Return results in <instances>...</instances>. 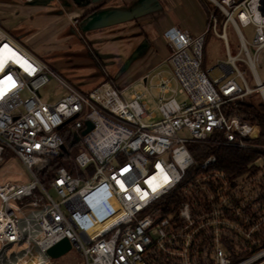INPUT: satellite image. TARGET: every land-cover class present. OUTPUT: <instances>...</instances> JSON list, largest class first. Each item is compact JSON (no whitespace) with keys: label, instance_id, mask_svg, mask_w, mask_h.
I'll use <instances>...</instances> for the list:
<instances>
[{"label":"built area","instance_id":"1","mask_svg":"<svg viewBox=\"0 0 264 264\" xmlns=\"http://www.w3.org/2000/svg\"><path fill=\"white\" fill-rule=\"evenodd\" d=\"M212 1L226 15L222 31L211 14L205 34L194 37L177 26L165 32L172 52V77L181 83L191 103H180L175 96L165 98L175 90L171 79L161 75L155 88L161 93L162 119L152 123L143 120L155 116L148 112L143 93L135 91L126 100L123 90L110 79L85 93L0 28V160L6 151L12 152L32 175L26 183L0 184V264H50L53 261L46 252L63 238L71 241L70 251L76 248L83 254L80 264H160L161 260L201 264L198 232L209 226L207 233L213 238L204 246L202 260L208 255L215 264H239L224 243L223 235L229 229L223 225L239 227L224 217L222 206L234 209L237 216L234 201L243 186L230 188L225 173L201 172L182 187L184 193L206 191L209 210L199 206L201 213L194 216L191 203L184 201L178 208L179 221L155 215L157 203L180 188L196 164L188 143L217 142L244 149L260 146L253 142L260 136L259 124L231 104L254 92L264 102V84L256 68L264 48V0ZM228 23L233 24L240 42L236 55L231 54L227 41ZM251 25L254 36L248 40L242 29ZM210 31L224 39L226 57H218L204 69L203 49ZM182 56L186 60L178 61ZM239 61L248 65L255 87L247 82ZM51 78L66 90L55 102L43 100L40 93ZM86 121L94 127L82 135ZM184 130L187 137L181 135ZM67 134H72L74 142L80 136L91 151V155L79 153L75 160L82 168L92 166L93 172L77 170L75 174L59 167L50 181L52 194L39 173L67 152ZM216 163L210 155L198 166L206 169ZM155 174H159L157 182L150 183ZM207 182L213 184L214 192ZM26 197L33 199L23 203ZM112 217L116 220L111 225L92 231L97 223ZM262 258L264 252L243 264Z\"/></svg>","mask_w":264,"mask_h":264},{"label":"rangeland","instance_id":"2","mask_svg":"<svg viewBox=\"0 0 264 264\" xmlns=\"http://www.w3.org/2000/svg\"><path fill=\"white\" fill-rule=\"evenodd\" d=\"M205 2H208L210 5V15L215 14L217 21H218V30L222 31L223 24L225 21V17L222 15V13L219 10L218 6L213 2L212 0H204ZM239 2V0H237ZM218 8V10H217ZM84 19H76L69 21V26L71 29V32L74 34L67 35L66 37L60 39L58 38L54 46L48 50V52H45L44 55L40 54L41 56H38L40 59L48 62V64L57 70L61 75L65 77V79H68L72 84L77 86L79 89L84 91L85 93H89L91 90H93L96 86H98L100 83L105 81V79H110L115 84V87L117 89H122V95L126 100L131 99V95L135 92H141L144 94V99L149 105V113H154L155 116L151 119L143 118L144 122L152 123L155 121H158L162 119V114L158 108L159 102L158 98L161 96V93L155 88V85L160 78V76H166L169 79H171L172 82V88L175 90V92H170L166 95H164L165 98H172L175 96L177 100L180 103L188 102L191 103V100L182 87L181 83H179L176 78L172 77V66L170 64L169 60H166L165 64L160 66L158 69H156L151 76H149L147 82L145 83L143 80L141 82H131L128 83L126 81H121V76L119 77V72H122L123 69H126V66L129 67H138L140 70H144L147 68L148 65L147 62L149 61L148 53L154 52L153 47L154 44L152 43L151 39H148L146 37V34L143 33L141 30L138 32L139 35L143 36L142 39H136V43L139 42V44H135V39H120V45L122 48L120 50H123L125 47L123 44L127 43L128 47H133L134 50L131 53V55L128 57L127 61L123 62V64L120 62V59L117 58V55H115L116 58H112L111 56L106 57L105 55L101 54L97 51L95 48L96 43L99 44V46H103L108 44L107 41H115L116 38H113V32L109 31L108 28L101 29L99 31L92 32V36H89L86 30H83L80 28L81 25L84 24ZM210 20V19H209ZM84 21V22H83ZM65 25V23H63ZM58 25V24H57ZM243 32L248 40H251L254 36L253 32V26L244 27ZM67 33V30L65 31ZM102 34V35H101ZM226 34H227V41L229 44V48L231 51V54L236 55L240 51V42L238 40L237 34L235 32V29L233 27V24L228 23L226 27ZM12 35V34H11ZM101 35V36H99ZM13 36V35H12ZM112 36V37H111ZM165 36V33H164ZM14 39H16L19 43V38H16L13 36ZM125 40V42H124ZM170 48V47H169ZM205 50H206V56L204 58L203 68L206 69L209 66H211L216 59L219 58H225L226 57V49H225V42L224 39L219 36H217L213 31H210L206 37L205 41ZM250 50L253 51L254 48L250 46ZM30 51V50H29ZM126 51V49H125ZM124 52V51H123ZM241 55H244L242 52ZM135 56V57H134ZM123 58V56H121ZM133 57V58H132ZM131 58V60H130ZM116 59V61H115ZM154 60V59H153ZM142 63H140V62ZM138 63V65H137ZM149 63V62H148ZM135 64V65H134ZM117 67L116 69H111L112 66ZM137 65V66H136ZM146 65V66H145ZM238 67L240 70H242L247 82L250 86L255 87V81L253 78V75L248 67V65L243 62H238ZM260 80L264 84V48L261 50L258 58V62L256 65ZM118 70V71H117ZM158 71H162L161 75L158 74ZM118 73V74H117ZM123 73V72H122ZM121 73V74H122ZM99 78V79H98ZM120 78V79H119ZM125 88V89H124ZM40 93L42 95L43 100L48 102H55L58 99H60L64 94H66V90L54 79L51 78L49 82H47L42 88L40 89ZM187 131H182L181 135L187 137L188 136ZM257 139V138H256ZM254 142V141H253ZM256 145H260L254 142ZM262 149L263 146H256L248 148L247 150H256V149ZM86 152L89 155H91V151L88 149L86 144L82 141L75 143L72 147L67 149V152L65 153V157H61V161L64 164V167H66L70 171H74L76 174L77 170L80 173L84 174H92L93 167L88 166L85 168H82L78 165V163L75 160V157L78 156L79 153ZM123 155L120 156V160H123ZM54 173L50 171V176L52 178L54 177ZM32 179V175L30 174V171L26 166L21 162L20 159H18L12 152L6 151L3 154V159L0 160V184H3L6 181H10L13 183H26ZM260 179V178H255ZM46 184V188L54 194V192L51 189L50 183H44ZM243 192L248 195L247 200H250L252 198H255L257 195L262 194L264 192V189H261L256 183H245L242 185ZM33 199V197H26L24 199V202H27L28 200ZM246 202V200H245ZM245 204V203H244ZM241 213V212H240ZM178 214V210L174 211L173 214L170 215L172 217L173 215ZM241 218H245V222L249 220V217L240 214ZM158 217H163L162 212L158 214ZM264 224V213H261L260 219L256 224H254L250 230H246L244 227L239 226L237 232L238 233H232L229 230H226L225 236L227 238H232L234 240V248L241 253L246 254L249 250L252 249V247L257 244V239L253 238L252 233L259 227L261 224ZM264 252V249L260 250L259 252L255 253V255ZM199 257V254H197ZM203 255V252H202ZM255 256L254 254H252ZM252 255L247 256L243 259H240L238 262L239 264H243L246 259L253 257ZM204 256V255H203ZM211 257V256H210ZM53 262L50 264H80L84 260L83 254L77 250L76 248H73L72 251H70L68 254L63 255L59 258H52ZM204 264H215L208 258V255H206L204 259ZM254 264H264V259H259Z\"/></svg>","mask_w":264,"mask_h":264},{"label":"crops","instance_id":"3","mask_svg":"<svg viewBox=\"0 0 264 264\" xmlns=\"http://www.w3.org/2000/svg\"><path fill=\"white\" fill-rule=\"evenodd\" d=\"M88 1H91L90 4ZM139 7L144 10L139 17L125 22L87 28L86 31L89 36H92V32L105 28L113 32L112 36L116 38L115 41H107L109 43L103 46L96 43L98 46L95 48L106 57L111 56V59L116 58L115 55H117L122 64L127 61L135 45L127 48L128 44L125 43L123 44L125 48L120 50L122 44L120 45L119 40L135 39L137 45L139 42L136 43V39L143 38L138 32L141 30L145 33L154 44V52L148 53L149 63L145 65L147 68L140 70L137 63V67L133 66L129 69L126 66V69L122 70L123 73L119 72L121 81L141 82L148 80L156 69L169 60L172 52L164 36L166 30L177 26L194 37L205 34L209 26L210 12L205 8L203 0H99L97 2H92V0H35L28 3L23 0H0V28L19 38L21 43L14 40L31 53L41 56L40 54L44 55L54 46L58 38L62 39L74 34L71 32L69 21L83 18L86 20L87 16L98 8L128 10ZM113 66L109 67L117 68ZM161 72L158 71V74L161 75Z\"/></svg>","mask_w":264,"mask_h":264},{"label":"trees","instance_id":"4","mask_svg":"<svg viewBox=\"0 0 264 264\" xmlns=\"http://www.w3.org/2000/svg\"><path fill=\"white\" fill-rule=\"evenodd\" d=\"M203 3L205 8L210 11L211 8L208 2H205L203 0ZM218 11L222 13L226 20V15L221 10V8H219ZM205 49L206 48L204 45L203 63L204 58L206 56ZM231 105L233 106V108L239 110L244 116H247L248 118L259 124L261 133L260 136L254 140V142L262 145L263 148L251 151L235 146L230 147L229 145H224L217 142L188 143V149L190 150L196 164H194L187 171V174L183 179L181 187L172 191L157 203L159 209L155 213V215H158L160 214V212H162L163 217H169L174 220V222L179 221L178 214H174L172 217H170V215L173 214L174 211L178 210L179 206H181V203H183L184 201H188L191 203L194 216H197L201 213V211L198 209L199 206H206V209L209 210L212 206L209 204V202H207L208 194L206 191L201 192L200 194H197L194 191H191L190 193H184L182 189V187L188 186L190 181L194 179V177L197 176L199 173L207 172L209 170H216L225 173V175L227 176L226 179L230 183V188H236L238 186H242L245 183L251 182L256 183L261 189H264V161L261 157H264V102L261 98L260 93L254 92L252 94L247 95L243 100L237 101ZM65 143L68 148L74 145V138L72 134L66 135ZM210 155H214L216 157L217 163L214 166H210L206 169L199 167L198 165ZM65 156L66 154L63 153L62 155L55 157L52 160L51 165L47 168V170L41 171L39 173V177L43 183H50L52 179V176H50V171L55 174L56 171L59 170V167L64 166L61 161V157ZM74 171L75 170L71 172L74 173ZM255 178L260 179L257 180ZM218 181L221 185L222 180L218 179ZM207 183L214 192L215 188H213V184L211 182ZM240 192L241 193L239 199L234 201L236 207H238L239 214L236 216L234 209L223 205L222 209L224 210V217H227V219L236 222L238 227L242 226L246 230H250V228L254 224H256V221H259L261 213H264V192L250 200H247L248 195L245 194L243 190H240ZM240 214L248 216L249 220L245 222V218H241ZM223 226L225 228H228L233 233H238L237 230L233 228H230L225 225ZM211 227L209 226L207 228L210 229ZM207 228H203L198 232V236H202L198 250L201 264H204V261L201 258V253L204 249V246L207 244V241H210L213 238L212 233H207ZM223 236L225 237L224 243L229 253L234 255V262H238L240 259H243L264 249L263 223L260 225L259 229L257 228L252 233L253 238H256L258 241L257 244H255L252 249L249 250L246 254H241L236 250V248H234V240L232 238H227L225 234ZM165 256L169 255L165 254ZM160 264H171V262L164 263L161 260Z\"/></svg>","mask_w":264,"mask_h":264},{"label":"water","instance_id":"5","mask_svg":"<svg viewBox=\"0 0 264 264\" xmlns=\"http://www.w3.org/2000/svg\"><path fill=\"white\" fill-rule=\"evenodd\" d=\"M35 0H32L30 2H33ZM99 0H92V2H97ZM91 2V1H90ZM88 1V3L90 4ZM264 10V8L262 9ZM144 13V10L139 8H133L128 10H116V9H99L92 12L89 16H87L86 20H84V24L80 26V28L83 30H86L87 28H96L99 26H106L110 24L125 22L128 20H132L136 17H139ZM264 14V11H263ZM135 57V56H134ZM133 58V57H132ZM131 60V58H130ZM86 128L82 130L81 134L86 135L89 133L93 127L94 124L91 121H86ZM81 141L80 136L77 137L74 144ZM62 150H66V146H63ZM72 243L68 238H63L56 244H54L52 247H50L46 254L48 258H59L63 255H66L71 249H72Z\"/></svg>","mask_w":264,"mask_h":264},{"label":"bare ground","instance_id":"6","mask_svg":"<svg viewBox=\"0 0 264 264\" xmlns=\"http://www.w3.org/2000/svg\"><path fill=\"white\" fill-rule=\"evenodd\" d=\"M2 52H3V49L0 50V55L2 54ZM177 60L178 61L179 60L182 61V60H186V59H184L183 56H182V57L178 58ZM159 168H161V167L159 166ZM157 177H159V174H155L152 178L149 179V182L150 183L153 182V181H156L157 182ZM115 220H116V218L115 217H112V218L107 219L105 222L97 223L92 231H96V232L97 231H101L105 227L111 225L113 223V221H115Z\"/></svg>","mask_w":264,"mask_h":264},{"label":"snow or ice","instance_id":"7","mask_svg":"<svg viewBox=\"0 0 264 264\" xmlns=\"http://www.w3.org/2000/svg\"><path fill=\"white\" fill-rule=\"evenodd\" d=\"M3 67V61L2 60H0V68H2ZM11 79V77H9V80Z\"/></svg>","mask_w":264,"mask_h":264}]
</instances>
